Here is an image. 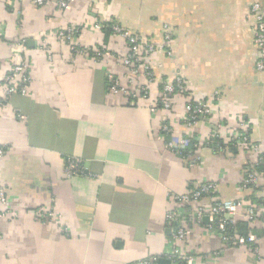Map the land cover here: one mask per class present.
<instances>
[{
  "label": "crops",
  "instance_id": "obj_1",
  "mask_svg": "<svg viewBox=\"0 0 264 264\" xmlns=\"http://www.w3.org/2000/svg\"><path fill=\"white\" fill-rule=\"evenodd\" d=\"M60 1L38 7L0 0V145L7 148L0 185L9 202L0 219V264H157L171 239L169 199L208 179L218 183L217 198L238 199L254 158L200 146V161L189 163L169 149L162 126L187 130L181 120L188 97L221 94L211 119L189 132L203 138L218 121L232 127L244 121L264 157V74L256 70L251 14L253 3L264 0H76L69 11ZM99 23L119 24L155 45L172 36V55L159 51L151 60L158 80L185 82L172 112L155 115L148 104L109 93L107 73L126 76L117 57L127 45L111 30H96ZM71 27L81 29V47L117 57L73 63L70 47L57 38ZM22 58L30 64V93L6 97L3 80ZM70 162L76 168L68 173ZM42 206L54 208L61 225L39 219ZM251 229L258 254L229 248L220 264H264V221ZM187 246L194 253L222 249L203 227Z\"/></svg>",
  "mask_w": 264,
  "mask_h": 264
},
{
  "label": "built area",
  "instance_id": "obj_2",
  "mask_svg": "<svg viewBox=\"0 0 264 264\" xmlns=\"http://www.w3.org/2000/svg\"><path fill=\"white\" fill-rule=\"evenodd\" d=\"M75 1L61 0L59 6L69 11ZM33 3L38 7H43L47 4V0H33ZM251 14L256 21L253 40L258 51L256 70L264 74V4L260 1L254 2L251 7ZM109 24L99 23L95 28L100 30L104 29L105 26H110L117 36L124 39L127 51L121 58L107 49L81 47L77 42V36L81 29L77 27L58 32L57 38L70 47L73 63L79 57L94 59L95 64H102L105 60L117 57L119 64L127 73L125 78L114 72L107 73L109 93L121 94L135 105H140L142 102L148 104L151 113L155 115L160 110L172 112L177 95L186 92L185 82L182 78H177L174 81L158 80L149 61L157 53V50L165 51L168 56L172 55V36L167 34L164 43L156 46L150 41L123 29L119 24ZM29 69L30 64L24 58L15 64L3 80L6 97H12L19 93H30L32 80ZM187 100L185 113L181 120L187 130L175 131L168 124L162 126V134L160 135L171 139L167 144L169 149L189 163L199 162L198 148L200 146L209 147L214 152V149L210 147L211 144L215 140H222L226 145L224 150H237L243 154L252 155L254 158L250 159L244 168V177L241 185H239L240 196L238 199L217 198L218 183L213 179L203 181L187 192L172 196L169 199L171 207L166 213V226L170 230L171 239L169 248L162 258L169 260L170 264H199L201 261L203 264L208 262L220 264L222 252L229 248L252 247L258 254L256 235L253 233H249L248 236L239 234L237 224L239 220H247L253 224L260 220L264 221V200L260 199L259 196L260 193H264V171L258 169L264 164L260 145L251 139L248 133V124L244 121H241L236 127L229 126L225 121H218L212 126L210 134L203 138L189 132L190 127L199 121L211 119L215 108L221 104V94L216 93L211 100L192 96H189ZM193 142H195L194 147L196 149L193 152L189 151L188 155H183L184 151L191 150ZM224 150L221 149L216 154ZM6 151V146L0 145V158L5 156ZM74 168H76L75 163L70 162L68 173H71ZM8 205L6 189L0 185V219L8 215ZM35 211L39 219L61 225V216L54 208L42 206ZM205 219H207V223H204ZM196 227H203L208 238L218 237L222 249L209 253L189 251L187 245ZM141 264H152V260H143Z\"/></svg>",
  "mask_w": 264,
  "mask_h": 264
},
{
  "label": "trees",
  "instance_id": "obj_3",
  "mask_svg": "<svg viewBox=\"0 0 264 264\" xmlns=\"http://www.w3.org/2000/svg\"><path fill=\"white\" fill-rule=\"evenodd\" d=\"M105 28L107 29V31L111 30L113 32V30H112V28L110 26H105ZM156 46H158V45H156ZM159 51L160 50H157V53ZM152 57L149 59L150 63H151ZM151 69L154 72V69H153L152 65H151ZM194 145H195V142H193V144L191 145V148H190L191 150L188 149L187 151H184L183 155H188L189 151L193 152L196 149L194 147ZM210 147H212L214 149V152L216 153V152L220 151L221 149L224 150L226 148V145L222 142V140H215L214 143H212ZM258 169L263 172L264 171V164L259 166ZM259 201L262 202V200H259ZM251 224H253V223H251V222H249L247 220H239L238 224H237L239 234H241L243 236H248L249 233L255 234V232H253L252 229H251ZM262 233H264V231Z\"/></svg>",
  "mask_w": 264,
  "mask_h": 264
},
{
  "label": "water",
  "instance_id": "obj_4",
  "mask_svg": "<svg viewBox=\"0 0 264 264\" xmlns=\"http://www.w3.org/2000/svg\"><path fill=\"white\" fill-rule=\"evenodd\" d=\"M205 222H207V219H205ZM157 264H170V261L164 258H160Z\"/></svg>",
  "mask_w": 264,
  "mask_h": 264
}]
</instances>
